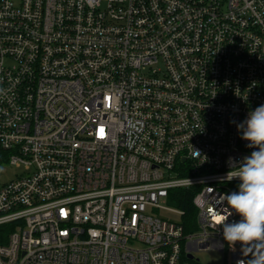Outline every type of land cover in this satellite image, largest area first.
<instances>
[{
    "label": "built area",
    "instance_id": "built-area-1",
    "mask_svg": "<svg viewBox=\"0 0 264 264\" xmlns=\"http://www.w3.org/2000/svg\"><path fill=\"white\" fill-rule=\"evenodd\" d=\"M262 104L264 0H0V264H236L213 213Z\"/></svg>",
    "mask_w": 264,
    "mask_h": 264
},
{
    "label": "clouds",
    "instance_id": "clouds-1",
    "mask_svg": "<svg viewBox=\"0 0 264 264\" xmlns=\"http://www.w3.org/2000/svg\"><path fill=\"white\" fill-rule=\"evenodd\" d=\"M236 127L240 138L248 141L246 147L256 150L239 161L229 157L226 179H238V191L221 195L223 207L213 213L215 226L223 229V239L233 251L240 244L243 258L236 264H264V104ZM233 214L240 219L229 223Z\"/></svg>",
    "mask_w": 264,
    "mask_h": 264
},
{
    "label": "rangeland",
    "instance_id": "rangeland-1",
    "mask_svg": "<svg viewBox=\"0 0 264 264\" xmlns=\"http://www.w3.org/2000/svg\"><path fill=\"white\" fill-rule=\"evenodd\" d=\"M22 173L23 169L16 166H2V168L0 169V182H2V184L11 182L12 180L16 179L17 175H20ZM236 187L238 188V186ZM8 231L0 232V237L6 236ZM2 241V243H6L7 239L3 238ZM195 257L200 261V264H223V256L217 251L196 253Z\"/></svg>",
    "mask_w": 264,
    "mask_h": 264
},
{
    "label": "trees",
    "instance_id": "trees-1",
    "mask_svg": "<svg viewBox=\"0 0 264 264\" xmlns=\"http://www.w3.org/2000/svg\"><path fill=\"white\" fill-rule=\"evenodd\" d=\"M175 196H177V199H175V201H171V204L185 212V216L183 217V226L187 229L195 222L196 219V209L193 205L194 193L188 191H176ZM8 230L9 228L6 227L0 228V232ZM2 242V239H0V243Z\"/></svg>",
    "mask_w": 264,
    "mask_h": 264
}]
</instances>
